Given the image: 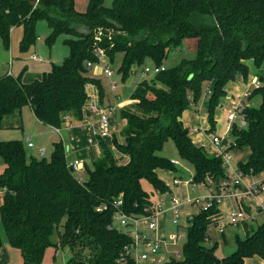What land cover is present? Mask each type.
<instances>
[{"label": "trees", "instance_id": "16d2710c", "mask_svg": "<svg viewBox=\"0 0 264 264\" xmlns=\"http://www.w3.org/2000/svg\"><path fill=\"white\" fill-rule=\"evenodd\" d=\"M197 17H210L211 23H199ZM42 19L51 29L45 40L48 46L60 34L73 36L63 40L68 55L29 83L22 82V73L0 75V119L29 106L40 123L53 128H60L68 113L82 121L87 84L97 85L100 101L104 98L100 81L88 76L85 66L97 60V49L110 61L122 54L117 71L123 80L146 59L151 66H163L171 49L184 39H196L192 59H182L152 76L150 82L143 79L137 84L131 104L120 111L124 125L119 138L113 136L111 145L99 139V158L88 152L91 166L85 163L84 182L67 166L66 147L60 141L53 144L49 159L28 156L20 140L0 141L4 165L0 247L7 244L19 250L21 264H43L51 246L69 249L72 255L67 264H123L117 259L131 238L108 228L114 207L102 212L95 208L121 196L125 214H150L152 202L141 181L156 192L167 191L157 170L174 171L175 165L157 153L168 140L173 141L179 158L192 166L194 184L224 178L222 158L192 142L181 116L205 96L209 131H213L215 111L227 95L226 85L240 77L247 79V60L256 68L262 66L264 0H113L110 7L103 0H88L84 12L75 10L73 0H0L4 48L9 47L11 29L21 26L19 51L27 52L36 43L35 26ZM81 27L87 33L78 32ZM258 80L260 87L249 100L259 96L260 104L245 107L246 126L232 130L230 148L249 149L248 159L237 164L245 177L264 172V77ZM216 207L200 210L187 220L182 259L166 264H215L207 255L215 247L205 243L212 219L220 216ZM55 234L57 242L52 240ZM235 244L220 264H244L254 256L264 260V221L245 238L236 237ZM125 264L135 262L128 259Z\"/></svg>", "mask_w": 264, "mask_h": 264}, {"label": "rangeland", "instance_id": "374dc122", "mask_svg": "<svg viewBox=\"0 0 264 264\" xmlns=\"http://www.w3.org/2000/svg\"><path fill=\"white\" fill-rule=\"evenodd\" d=\"M112 1L113 0H103V5L105 7H110L112 4ZM87 2L88 0H73L75 10L78 12H84L87 6ZM196 21L199 23L210 24L211 18L210 17H197ZM50 31L51 29L49 28L46 20L44 19L38 20L35 26V33L37 36L36 43L32 47H30V49L27 52H24V53H21L19 51V41L21 39L22 32H23V29L21 26L15 27L14 30L10 33L8 49L4 48L2 44V40L0 38V75H5L6 73L8 74L9 70H11L14 76H17L18 71H20V69L26 65L27 68L22 74L23 75L22 81L24 83H29L33 81L34 79L40 78L43 72L49 71L52 64H56V65L61 64L64 58L68 55V47L63 44V40L69 37L73 38V36H69L66 34H60L59 36H57L52 46H48L45 40L49 36ZM195 51H196V39H184L182 44L179 47L170 50V52L168 53L167 59L163 62V66L166 68H171L177 65L182 59H192L195 56ZM32 54H35V56H37L40 59V61L36 62L35 60H32L31 59ZM121 56L122 54L117 53L113 61H110L108 58H106V61L109 64L110 69L112 70L111 77H106L101 72L100 66L98 65H97L98 67L95 65L92 66L91 68L88 69V72H87L88 76L100 81L105 96L106 95H108L109 97L111 96L112 91L110 90V82L114 81L116 83V88L114 92L120 95V100L117 102L114 108V111L110 117V126H111V130L114 132V137H117V138H119V133L117 132H120L124 124L123 120L120 118L121 109L129 105L130 95L135 89V87L137 86V84L142 82L143 79H146L147 82H150V78L152 77L150 75L142 74L144 67L151 66L152 64L151 60L146 59L143 65H140L139 67H134L132 71L127 75V77L122 80L120 73H118L117 71L120 65ZM44 60H46V62H44ZM246 64L248 65L250 71L256 74L264 75V64L259 69H255L251 61L249 60L246 61ZM148 97L150 99L153 98L151 94H148ZM224 99L225 98L221 100V102L223 101V103L220 104L215 111L216 117L218 118L223 117L222 120L217 121L215 130L213 131L216 134H221L223 131L224 125H225V115L228 109V102H226ZM260 101H261V98L259 96H255L253 99H251L250 106L257 107L260 104ZM189 109L190 108H188L187 112L189 113L190 111L191 114L196 115V118H197L196 125H199L198 113L194 112V110H189ZM202 111L205 112L206 109L203 108ZM66 115L69 116L70 121L66 123L65 125L63 123L62 126L64 125L67 127H71V130L61 128L62 127L61 126L60 136L56 133H54V135L47 134L45 136V139H43V137L39 135L37 131L34 129V127H37L38 129L40 127H38L37 125H34L33 123L28 125L27 121L29 117L33 120V122H35V119L33 115L30 114L29 109L25 108L22 110V117H23V120H25L24 131L25 132L30 131L36 135L35 137H32V139L35 141L36 145H38L37 147H41V145L45 147V154L44 156H42L43 158L49 159L50 157L49 151L51 149L52 141L61 137V139L63 140V143L66 146V152L68 155L67 157L69 159L83 157L82 158L83 162L91 166L90 158H87V159H84V158H86L85 157L87 155L86 150L90 146L88 143V138L94 136L95 131L90 126H76V125H82L84 124V122H80L71 113H68ZM67 116H65V119L67 118ZM82 120H83V117H82ZM8 130L15 131V129L11 127ZM19 131L15 132L14 135L18 137L20 133ZM45 131H53V129L45 128ZM189 134L193 135L194 133L192 131L191 132L189 131ZM201 134H204V133H201ZM105 142L106 144L111 145V139H106ZM25 149H26L28 156H29V153L36 155L35 152L37 148H29L25 146ZM88 151L92 153V156L94 158H99L101 156V148L98 145H94L93 149L91 146V148ZM233 152H235V154H233L232 159L229 160L230 166L227 169V171L225 169V173L227 172L226 173L227 177L231 181L233 178H235V173H238V167H237L238 160L241 161V158L243 155L246 157V153H248V148L245 147L242 150L234 149ZM157 154L160 156L167 157L169 159L175 158L176 160L179 161L181 166L187 168L188 172H185L181 167H179V172L176 174L177 179L185 180L193 175L192 166L179 158L173 141L168 140L164 144L162 150L158 152ZM2 165L3 163L0 159V168ZM160 175L163 178H165L166 181L168 180L167 183L171 185V181H169V177H170L169 174H167V177H166V176H163L165 174L161 172ZM243 178H244V181L248 180L247 177H243ZM250 182L253 183L254 185L260 184L261 182H264V177L261 178V180L259 179L257 181H250ZM221 185H224L229 188H232L233 190H236V194H237L236 199L224 198V200L220 204L217 205V207L220 209L223 216L226 215V213L230 210V208L236 205L238 206V208H243V209L245 208L247 212L249 211L250 214H254L251 212L250 208H248L249 206H247L245 203V200H247V198H250V197L251 199L249 201L250 202L249 204L251 206H253L254 202H256L259 206H262L264 209V190H262L261 187L258 186L256 191L255 192L253 191V194L251 195L247 193V190L245 186L243 187V185L233 186L232 183H225ZM141 187L143 191H145L148 194L151 201L154 202L157 199V195L154 193L152 186L147 181L142 180ZM194 189L195 191L193 192L190 191L189 195L192 198H198L194 206L196 205L197 207H199L203 203L200 196L206 193H209V191H207L208 187L207 186H194ZM254 196H257V197L255 198ZM235 202L237 204H235ZM257 225H258L257 222L252 221L251 228L255 230L257 228ZM234 226H228L226 228L227 229L226 237L228 238V243L226 245L220 242L221 238L219 234L216 232L217 230L215 229L216 227L214 224L210 226L207 230V234L209 235L208 237L210 238L212 243H214L215 241L218 242L217 244L218 249H224V251H230L232 249L231 251H234L235 233H237V235L240 238H245V234L241 231V229L237 226L236 227ZM229 227H234L236 230H234V228H229ZM186 228L187 227L173 228L172 226L167 225V228L165 229V231L166 230L168 231V236L170 234L172 235L173 233H177V234L182 233V236L177 241V245L174 247L171 246V248L175 249L178 253H180V256L182 255L181 248L186 238ZM252 229L248 232V234L252 233L253 231ZM61 230H62V226L60 225L59 231ZM0 235L3 238V230H2L1 224H0ZM209 238H208V241H209ZM52 240L54 242H57L56 234L53 236ZM208 241L207 243H211ZM4 246H7L8 248L12 249L7 244H5ZM56 251H57V254L55 255ZM215 253H216L215 255L218 256V253L217 252ZM71 255L72 253L69 251L68 248L61 249L56 246H51L45 251L44 258H43V264H67V260L71 257ZM219 255H220V252H219ZM12 258L14 260V264L19 263L18 262L19 258L16 257V254L14 252L12 253ZM181 259L182 257H179L177 261H180ZM142 264H151V263L145 262ZM162 264H165V263H162ZM179 264H182V263H179Z\"/></svg>", "mask_w": 264, "mask_h": 264}, {"label": "built area", "instance_id": "2783aa9c", "mask_svg": "<svg viewBox=\"0 0 264 264\" xmlns=\"http://www.w3.org/2000/svg\"><path fill=\"white\" fill-rule=\"evenodd\" d=\"M97 60L95 62L87 61L85 66L87 69L92 66H100L101 72L106 77L112 76V70L110 69L109 64L106 61L105 52L102 49H97L95 52ZM32 60L40 61L37 56H31ZM97 66V67H98ZM165 70L164 66H145L142 74L154 76L157 73ZM10 74V72H8ZM260 87V82L257 78L251 80V83L246 87L242 96L237 99H230L228 101V109L225 115V125L221 134H212L210 136L209 142L213 146L212 155L219 156L222 158L223 166L225 169L229 165V160L231 158L229 150L231 146L234 145V138L232 137L233 126L238 128H244L246 126V119L242 114V111L245 107H248V99L251 96V93L254 89ZM116 83L114 81L110 82V90L115 91ZM86 92L88 99L84 106V116L83 122L92 126L95 131L94 136L88 138L89 145H98L97 141L99 139L106 140L111 139L114 136V132L111 130L110 126V117L114 111V108L117 102L120 100V97H117V102L115 105L104 104L100 101L99 88L93 83H88L86 86ZM209 94V92H207ZM205 97V96H204ZM204 97L200 101L199 108L200 110L204 108ZM193 133L205 132L201 127L192 128ZM209 132V130H208ZM29 148L33 147L31 142L27 143ZM202 147V146H201ZM203 148V147H202ZM113 149V147H112ZM44 150H38V156L43 158ZM173 165L178 164L176 160H170ZM67 166L71 169L72 173L75 175L76 179L79 182H84L86 180V169L85 163L80 159L76 158L71 161H67ZM245 176H242L239 172L236 173V179L232 182L233 186L243 185L245 186L248 194H253L256 189L261 187L264 190V182L254 185L253 183L244 184L242 179ZM212 179H206V182H210ZM181 181L174 179V184H179ZM192 186L195 185L192 182V179L188 182ZM204 184V183H201ZM161 197L155 204H152V209L150 214H125L121 210L122 198H118L108 202L101 203L96 208V212H102L106 210L109 206L114 207L115 211L111 218V224L108 228H114L120 232L127 234L131 241L129 244L125 245L121 252L119 253L117 261L119 263L125 264L128 259L133 260L135 264H142L149 262L151 264H162L170 262L171 260H177L180 256L175 249L169 250L171 246H176L178 239L182 236V233L177 234L173 233L167 237L160 236H149L148 231H155L157 228V219L158 215L165 211L164 207V195H168V192H158ZM235 190L227 186H220L216 190L211 189L209 193L203 197V204L201 209L206 210L213 205L220 204L224 198L227 197H236ZM180 202L178 198L174 195L170 197V210L172 211L173 218L171 220L172 224L178 225L181 218ZM250 216L246 213L243 208H237L230 211L226 217L225 222L229 225H236L239 222H242L248 219ZM189 219V218H188ZM221 216L213 218L212 221L217 227L219 233L224 231L223 226L219 225V222L222 220ZM144 225V227H141Z\"/></svg>", "mask_w": 264, "mask_h": 264}, {"label": "crops", "instance_id": "0c3cea01", "mask_svg": "<svg viewBox=\"0 0 264 264\" xmlns=\"http://www.w3.org/2000/svg\"><path fill=\"white\" fill-rule=\"evenodd\" d=\"M13 30H14V28L11 29V32ZM32 56H35V54H32ZM249 61H251L252 65H253L252 60H249ZM36 62H38V61H36ZM44 62H46V60H44ZM263 64H264V62H263ZM263 64H262V66H263ZM253 67L255 69H259V68H256L254 65H253ZM26 68H27L26 65L24 67H22L20 69V71H18L17 75L20 74V73L23 74V72L26 70ZM9 72H10V74H12L14 76V74H13V72L11 70H9ZM259 77H264V75L256 74V73L250 71V69H249V74H248V77H247L246 80H243L240 77L235 82H230V83H228L226 85L225 90L227 92V95L224 97L225 98L224 100L226 102H228L229 101V98L230 99H233V98L234 99H237V98H239L240 96H242V94L245 91L246 87H248V85L251 83V80L254 79V78H257L258 79ZM118 96L120 97V95L117 94V93H115V92H112L110 97L108 95L105 96V94H104V98H103L102 102L104 104H109V105H113L114 104L115 105V103L117 102V97ZM250 101L251 100L248 99L249 106H250ZM131 102H132V100L130 99L129 104H131ZM222 103H223V101L220 104H222ZM25 108L29 109L30 114L33 115L32 110L30 109V107L29 106H25L22 109L17 110L14 113L9 114V115H6V116H4L3 118L0 119V141H7V140H14V139L15 140H20L23 143L24 147L27 146V143L28 142H31L33 144V147H31V148H37V150L35 152L36 155H33L32 153H29V156H33L35 158H40L39 156H37L38 155V150L39 149H43L44 150V154H45V147L42 146V145H41V147H37L38 145H36L35 141L32 139V137H35L36 135L33 134V132H30V131H26L25 132L24 131L25 120H23V117H22V110L25 109ZM189 110H194V112H197L198 113L199 125H196V123H197L196 115L195 114H191L190 111L188 113L187 112L188 109L185 110L182 113V116H181V120H182L183 125L185 127H187L190 132L192 131V128H194V127H201V128H203V130H205V132L194 133L193 135H190L189 134V136H190L192 142L195 145L202 146L203 149L209 155H212L213 146L210 144L209 139H210V136L212 134H216V133L213 132L215 129L213 131H211V132L210 131L208 132V130L210 128V125H209V123L207 121V113H206V111L203 112L202 111L203 109L200 110L199 105H196V106L193 105V106L190 107ZM195 110H197V111H195ZM33 117L35 119V122H33V120L29 117L28 118V121H27L28 122V125H30L31 123H33L34 125H37L38 127H40L39 129L37 127H34V129L37 131V133L39 135H41L43 137V139H45V136L47 134L48 135H50V134H53L54 135V133H56V134H58L60 136V129L61 128H64V129H67V130H71V127L64 126L66 123H68L70 121L69 116H67V118L65 119L64 125L61 128H53V127H50V126H47V125H43L42 123H40L35 118L34 115H33ZM222 118L223 117L218 118V117L215 116V123H216V125H217V121L222 120ZM80 122H83V120L80 121ZM216 125H215V127H216ZM76 126H90L92 128L91 125L85 124V123L82 124V125H76ZM10 127L11 128H14L15 131L8 130ZM45 128H51V129H53V131H45ZM18 131L20 133H19V135L17 137L16 135H14V133L15 132H18ZM117 133H119V132H117ZM201 133H204V134H201ZM197 134H199V135H197ZM59 141L62 142V144L65 146V144L63 143V140L61 139V137L53 140L52 143H51V149L49 151L50 154L52 152V148H53L52 146H53V144L56 143V142H59ZM91 146H92V149H93L94 146L93 145H90L89 148L86 150L87 155L85 156L86 158H84V159L89 158L88 157V152H89L88 150L91 148ZM243 148H245V147H243ZM243 148L238 149V150H242ZM234 149H236V148H233V149L229 150V154L231 156L230 159H232L233 154H235V152H233ZM67 156L68 155L66 153V159H67V161H71V160L76 159V158L69 159ZM243 156L241 158V161L245 162L248 159V156H249V149H248V153H246V157L245 156L243 157ZM78 158H80L83 161V159H82L83 157H78ZM171 159L172 160H176L175 158H171ZM176 161L178 162V164L175 165V170L174 171H172V170H157L158 177L168 187V189H167L168 195H166V194L164 195V200H165V203H164V207L165 208L164 209H165V211L161 212L158 215L157 228H156L155 231H148V235L149 236L167 237L168 236V231L167 230L165 231V229L167 228V225L172 226L173 228L187 227V220H188V218H190L192 215H195L200 210H202L201 207H202V204L203 203L199 207H197L196 205L194 206V204H195V202H197L198 198H192L189 195V192L190 191L191 192L195 191L194 186H207L208 187V190L207 191H209L211 189H215L216 190L218 187L222 186L221 184L232 183L236 179V173L235 172H234L235 173V178H233L232 181L228 179L227 174H226L227 172H226L225 173V178H223V179H217V180H210L209 183L208 182H205L204 184H195V185L192 186L190 183H188L190 181V179H192V176H191V177H189L188 179H185V180L178 179L181 182L179 184H174L173 181H174V179H177L176 174L179 172V167H181L185 172H188L186 167L181 166L178 160H176ZM239 161L240 160H238V162ZM229 166H230V163H229L228 167L226 168V171L229 168ZM3 169H4V166L2 165L1 168H0V170H1L0 173L3 172ZM161 172H163L165 174L163 176H166L167 177V174L170 175L169 181H171V185H169L167 183L168 180L166 181V179L163 178L160 175ZM246 177L248 178V180L247 181H244V178H243L242 179V182L244 184H250L251 183L250 181H257L259 179L261 180V178L264 177V172L263 173H260L258 175L252 176V177L251 176H246ZM209 186H211V187H209ZM237 186H242V185L240 184V185H237ZM154 193L157 195V199L154 202L151 201L152 204H155L158 201V199L161 197V195H159L158 192L154 191ZM235 193H236V190H235ZM207 194L208 193L200 196V198L202 199V202H203V197H205ZM172 195L176 196L178 198L180 204H181V206H180L181 218H180V221H179V224L178 225H174L171 222V220L173 218V214H172V211L170 210V197ZM254 197L256 198L257 196H254ZM227 198L236 199V197H234V198L233 197H227ZM250 199H251V197L250 198H247V200H245V203H246L247 206H249L248 208H250L251 212L254 213V214H250V212L249 211L247 212L245 210V208H244V210L249 214L248 216H250V217L248 219L242 221V222H239L235 226L234 225L227 224L225 222V217H226V215L230 211L237 209L238 206L236 205V206L230 208V210L226 213L225 216H223V214L221 213L220 209L218 207H216L217 210H218V212H219V214H220V216H221V218H223L219 222V225H222L223 226L224 231L222 233H219L218 230H217V227L215 226L216 227L215 229L217 230L216 232L219 234V236L221 238V241L220 242L222 244L226 245L228 243V238L226 237V230H227L226 228L228 226H234V227L237 226V227H239L241 229V231L245 234V237H246V235L248 234V232L252 229L251 228L252 227L251 226L252 221L258 223L257 227L260 224H262V222L264 221V209H263V207L262 206H259L256 202H254L253 206H251L249 204L250 203L249 202ZM1 201H2V191L0 189V203H1ZM235 204H237V203L235 202ZM213 224L214 223H212L210 226H212ZM141 227H144V225H142ZM234 227H229V228H234ZM234 230H236V229L234 228ZM252 230H254V229H252ZM234 236H235L234 237V243H235L236 237H239V236L237 235V233H235ZM241 239H243V238H241ZM208 242H211L210 238H209V241ZM217 244H218V242H216V241L214 243H212V242L211 243H207V242L205 243V245L208 246V247H212V246L215 247V252L218 253V256L217 257L219 259H221V258H223V257H225L227 255H230L233 252V251H231L232 249L230 251H224V249H218V245ZM235 248H236V244H235ZM14 249L15 248L10 249L7 246L0 247V264H14V260L12 258V253L13 252L16 254V257L19 258V261H18L19 263L18 264H21L22 260L20 258L21 257L20 256V252H19V250H17V249L14 250ZM172 249L173 248H170L169 250H172ZM215 252H214V254H216ZM219 252H220V255H219ZM56 254H57V251L55 252V255ZM244 264H264V260L261 259V258H259V257H257V256H254V257H251V258H246L245 261H244Z\"/></svg>", "mask_w": 264, "mask_h": 264}, {"label": "water", "instance_id": "95a60500", "mask_svg": "<svg viewBox=\"0 0 264 264\" xmlns=\"http://www.w3.org/2000/svg\"><path fill=\"white\" fill-rule=\"evenodd\" d=\"M77 31L80 32L81 34L87 33L86 28L84 27L77 29ZM207 255L211 260H213L215 264H220V259L214 253H207Z\"/></svg>", "mask_w": 264, "mask_h": 264}]
</instances>
